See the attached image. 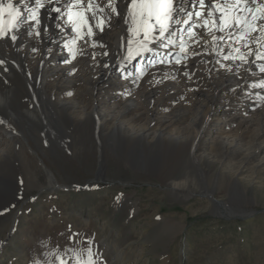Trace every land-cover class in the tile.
Returning <instances> with one entry per match:
<instances>
[{"label": "rangeland", "instance_id": "obj_1", "mask_svg": "<svg viewBox=\"0 0 264 264\" xmlns=\"http://www.w3.org/2000/svg\"><path fill=\"white\" fill-rule=\"evenodd\" d=\"M206 48L208 51H199L195 57L210 56L212 60L216 47L208 45ZM154 51L169 55L177 50ZM164 58L150 52L143 53L128 64L132 72L120 70L118 74L135 75L139 68L176 64L171 57ZM222 58L218 60H225ZM157 59L166 62L154 63ZM62 61L61 57L59 62ZM214 63L218 64L215 59ZM262 81L264 78L255 79V84L242 93L222 94L215 89L205 90L216 95L200 132L201 138L206 128L211 131L204 149L198 152L203 162L200 168L206 173V179L200 178L199 181L190 176L187 186L191 184L187 188L191 192L187 195L170 193L155 174L157 170L142 169L141 157L136 156L135 165L127 164L116 153L115 145L102 146L101 168L97 145L88 140L75 142V132L71 129L66 133V145L73 140L72 150L68 146L50 149L41 145L47 168L26 149L28 156L18 162L19 199L0 211V246L7 239L0 250V264H57L58 255L65 260L70 257L87 259L89 250L93 253L94 264H115L119 255L121 258L120 251H126L125 261L120 264H136L135 258L140 264H264V146L256 149L261 138L255 140V134L262 126L253 122L250 131L237 133L238 123L244 118L252 117L255 121L254 115L261 111L264 117V99H261L264 87H253ZM113 92L112 88L106 89L98 96L94 94L93 98L104 103ZM245 97L249 99L245 100ZM88 99L86 96L84 101ZM178 99L161 109L151 108L148 102L147 106L144 105L146 109H142L147 111L141 125L148 124L151 129L154 126L152 118L169 114L177 116L183 107H191L188 101L180 105L182 100ZM195 99L191 98L192 101ZM216 115H221L220 120L212 124ZM231 116L237 117L228 135L233 147L228 152L218 145L217 150H221L218 155L210 154L216 149L215 139L223 136L220 133L227 126L225 119ZM188 120L179 118L178 124L167 132L176 133L188 124ZM189 149L177 161L180 168L176 178H181L193 162ZM254 149L256 157L249 154ZM165 160L166 167L172 165L169 157L162 154L152 160V164L157 167ZM50 174L56 184L51 181ZM86 185L90 186L88 190L74 191V186ZM201 187L213 190L212 200L202 195ZM132 245L138 246L139 256L134 257L129 250Z\"/></svg>", "mask_w": 264, "mask_h": 264}, {"label": "bare ground", "instance_id": "obj_2", "mask_svg": "<svg viewBox=\"0 0 264 264\" xmlns=\"http://www.w3.org/2000/svg\"><path fill=\"white\" fill-rule=\"evenodd\" d=\"M12 2L21 9L22 18L28 15L24 11L26 7H36V0H29L27 4L22 0H12ZM72 2L73 0H41V7L38 10L39 24L31 21V28L28 23L24 24L16 32L15 42L10 39V34L0 39V62H2L0 63V211L9 208L19 199L21 190L18 162L23 156H28L26 149L32 151L47 168L41 145L45 144L50 149L55 146H68V149L72 150L73 140L66 145V133L70 129L76 134L73 133L75 142L88 140L97 145L101 168L103 166L102 146L115 145L116 153L127 164L135 165L136 156H138L141 157L144 171L157 170L155 174H158L161 184L170 193L189 194L191 189L187 187L191 183L187 186V181L190 176H194L199 181L200 178L206 179V173L200 168L203 162L198 152L204 149L210 139L211 131L209 127L206 128L201 138L200 132L203 130L202 125L203 122L205 124L204 119L211 110L212 102L214 104L216 101V95L205 90L215 89L222 94L242 93L243 90L247 91L255 84V79L264 78V72L260 71L261 66H264V30L259 27L264 25V20H253V14L239 13L241 16H248V19L256 26V30L251 31L250 35H245L243 40L239 39L240 33L244 31L242 26L239 29L235 27L230 29L233 32L231 39L227 32H219L212 27L211 22L207 30L195 29L197 35L193 39H189L186 33L182 34L178 31L176 46H169V48L180 51V36L183 35L187 58L181 59L179 65L139 68L135 75H120L118 74L120 70L132 72L128 69L130 62L123 58L127 53L129 38L127 25L124 24L123 19H118L111 13V9L106 7L109 0H93L95 5L104 8V12L97 11L96 21H92V13L87 12L86 16L93 25L94 35L91 38L86 35L82 39L78 38L72 32L71 25L67 23L66 13ZM210 2L211 0H206V4ZM225 2L231 6L234 0H217V24L220 16L219 5ZM87 3L88 0H84V7ZM196 4L197 11H202L206 16L207 8L201 9L198 0ZM123 5L124 0H117L118 7ZM249 6L256 7L255 4ZM54 7L60 8V12L49 11ZM83 10V8H72V11ZM188 11H192L191 5H188ZM101 17L105 21L103 32L94 26ZM178 28H181V25ZM29 30L31 35L28 34ZM83 31L86 32L87 29ZM209 32L217 33L216 36H223L224 39L213 41ZM73 39L76 40L75 44L71 43ZM208 45L216 47L212 52L214 53L212 60L210 56L195 57L199 51L202 53L208 51L206 48ZM149 48L164 51L169 49H161L158 44H150ZM235 49H239V53ZM177 51L169 55L160 51L150 53L164 56L166 60L168 57L175 60ZM249 52L252 54L249 55ZM174 53V56H170ZM226 55L237 58L227 61L218 60L222 57L224 59ZM240 55H243L247 62L241 61L238 58ZM61 57L64 59L62 63L59 62ZM214 59L218 64L214 63ZM208 74H210L209 78ZM119 75L123 78L122 80ZM111 88L114 92L104 102L105 104L93 98L94 94L98 96L104 90ZM210 89L208 90L211 91ZM156 94L160 95L154 98ZM71 95H73L71 99L67 98ZM197 95L199 98L195 99ZM86 96L89 97L85 100L87 102L84 101ZM192 97L195 101L191 100ZM175 98L182 100L180 105L188 101L191 107H183L177 116L169 114L152 118L154 126L151 129L148 128V124L141 125L147 111L142 110L146 109L144 105L147 106L149 102L151 108L161 109L168 107L169 103L173 104L172 101ZM210 99H212L211 102ZM89 101L90 104L87 105ZM176 106L179 107L177 104ZM261 113L262 111L254 115L255 121H252V117L244 118L237 126L238 133L250 131L249 127L254 123L261 124L262 128L257 131L258 134H255V140L258 137L261 138L257 142L259 144L256 145V149L264 146V120H262L264 117ZM221 115H216L217 118L211 120L212 124L219 122ZM182 117L187 120L190 118L188 124L183 129H178L176 133L169 134L168 129L175 127L178 119ZM236 119L235 116L225 119L227 126L225 128L222 126L224 129L220 133L223 136L215 139L216 149L208 153L218 155L221 151L217 150L219 146L229 152L233 141H229L228 135L231 134L230 128L234 125V121H237ZM222 125L226 124L222 123ZM206 133H209L208 137ZM188 149L191 150L193 162L181 178H176L180 168L177 161L186 151L189 152ZM256 149L249 154L256 157ZM159 153L169 157L172 165L166 167L165 160L160 166L154 167L152 160H155ZM221 153L224 154V152ZM50 178L56 184L51 174ZM201 193L213 199V190L210 191L208 187H201ZM212 208L214 209V205ZM3 242L6 243L7 239ZM3 242L0 250L4 247ZM129 248L134 257L139 256L138 246L136 248L132 245ZM118 251L115 250L117 254ZM120 252L123 256L121 255L120 258L119 255V260L116 259L115 264L125 261L126 251ZM134 261L140 264L137 258Z\"/></svg>", "mask_w": 264, "mask_h": 264}, {"label": "snow or ice", "instance_id": "obj_3", "mask_svg": "<svg viewBox=\"0 0 264 264\" xmlns=\"http://www.w3.org/2000/svg\"><path fill=\"white\" fill-rule=\"evenodd\" d=\"M22 2L27 4L29 0H22ZM198 3L201 9L207 8L206 16L202 11H197L196 0H124V5L121 7L117 6V0H109L106 7L111 9V13L118 19H123L124 24L127 25L129 38L127 39V53L124 59L131 62L143 53L154 51V49L149 48L150 44H158L161 49H168L169 46L175 47L178 31L182 34L186 33L189 39H193L197 35L195 29L202 28L207 30L210 22L211 26L215 27L217 31L227 32L230 39L233 36V32L230 29L234 27L239 29L242 26L244 31L240 33L239 39L243 40L245 35H250L251 31L256 30V26L252 24L248 16H241L239 13L253 14V20H264V0H234L231 6L227 2L219 5L220 16L218 24L216 23L217 0H211L208 4H206V0H198ZM251 4H255L256 7H250L249 5ZM188 5L192 6V11H188ZM40 7L41 0H36V7H26L24 11L28 15L22 18L21 9L17 8L12 0H6V2L5 0H0V39L10 34V39L15 42L17 40L16 32L24 24L28 23L29 28H31V21H36L39 24L38 10ZM73 7L83 8L84 10L72 11ZM49 11L60 12V8L54 7ZM97 11L104 12V8L95 5L93 0H88L86 7H84V0H73L66 16L67 23L71 25V30L76 34V37L81 39L85 35L89 38L93 37V25L90 23L86 13L91 12V20L96 21ZM193 17L196 19L193 20ZM201 21L203 22L201 23ZM104 25L105 21L101 17L94 26L103 32ZM180 25H185L186 27L178 28ZM259 27L264 30V25ZM84 29H87V31H83ZM28 34L31 35L30 30ZM208 34L212 36L213 41L224 39L223 36H216L211 32ZM37 35H39V31H37ZM71 43L75 44L76 40L73 39ZM179 48L180 53L175 56V62L178 65L181 63V59L187 58L186 55H182L185 54L183 35L180 36ZM235 51L239 53L240 50L235 49ZM251 54L249 52V55ZM105 55H108V53H105ZM236 58L230 55L224 56L225 60ZM238 58L243 62H247L243 55ZM164 62L166 61H160L159 59L154 61V63ZM260 71L264 72V66H261ZM253 87H264V81ZM261 99H264V97H261ZM88 243H91V241ZM92 256L93 253L89 250L87 259L70 257L65 260L62 255H58L56 261L57 264H94Z\"/></svg>", "mask_w": 264, "mask_h": 264}, {"label": "water", "instance_id": "obj_4", "mask_svg": "<svg viewBox=\"0 0 264 264\" xmlns=\"http://www.w3.org/2000/svg\"><path fill=\"white\" fill-rule=\"evenodd\" d=\"M75 189H80L79 187H75ZM261 215H263V214H261Z\"/></svg>", "mask_w": 264, "mask_h": 264}]
</instances>
